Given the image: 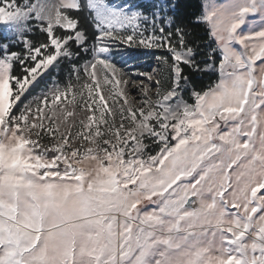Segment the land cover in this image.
Wrapping results in <instances>:
<instances>
[{
  "label": "snow or ice",
  "instance_id": "obj_1",
  "mask_svg": "<svg viewBox=\"0 0 264 264\" xmlns=\"http://www.w3.org/2000/svg\"><path fill=\"white\" fill-rule=\"evenodd\" d=\"M0 264H264V0H0Z\"/></svg>",
  "mask_w": 264,
  "mask_h": 264
}]
</instances>
